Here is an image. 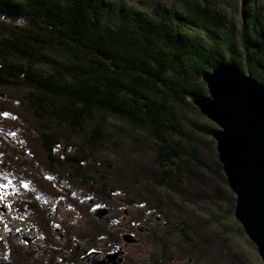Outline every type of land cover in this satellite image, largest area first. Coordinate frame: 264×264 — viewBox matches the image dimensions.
<instances>
[{
  "label": "trees",
  "instance_id": "trees-1",
  "mask_svg": "<svg viewBox=\"0 0 264 264\" xmlns=\"http://www.w3.org/2000/svg\"><path fill=\"white\" fill-rule=\"evenodd\" d=\"M257 1L244 0V23L234 33L211 0H0V186L31 185V194L15 208L34 216L43 242L33 251L20 233H11L0 264L81 263L85 251L121 245V232L107 224L97 228L94 216L90 224L97 229L77 234L71 220L51 219L38 201L59 208L63 200L83 213L87 198L94 199L92 211L115 210L116 220L124 217L122 211L126 216L134 211L128 223L134 231L149 228L151 235L142 241L156 246L157 264L210 259L205 251L214 230L209 233L199 219L193 222L191 210L176 215L167 191L172 197L170 191L187 188L196 197L186 203H205L208 212L214 206L202 199L207 197L200 188L208 191L205 179L212 173L234 195L218 156L214 152L211 168L186 126L191 120L179 108L195 106L189 93H207L202 75L219 63L234 64L264 85V0L263 5ZM30 115L41 123L63 124L35 126ZM2 134L16 137L18 146ZM136 134L147 143V157L139 161L133 152ZM35 135L37 147H30ZM116 145L125 155L117 153L111 164L91 155ZM222 192L216 189L215 198ZM54 224L65 230L64 242Z\"/></svg>",
  "mask_w": 264,
  "mask_h": 264
},
{
  "label": "rangeland",
  "instance_id": "rangeland-1",
  "mask_svg": "<svg viewBox=\"0 0 264 264\" xmlns=\"http://www.w3.org/2000/svg\"><path fill=\"white\" fill-rule=\"evenodd\" d=\"M213 3H215L216 9H218L221 13H224L226 17L228 18L229 27L231 28V31H234L236 33V28H240L241 25L244 23L245 15H244V0H211ZM218 1V2H217ZM258 5H263V0L257 1ZM221 13V14H222ZM232 33V34H234ZM225 36V32L222 34ZM203 80V79H202ZM204 81V80H203ZM206 84V82H205ZM17 91L14 90L13 93H16ZM208 94V90L207 93ZM195 105V104H193ZM182 116L185 114L191 120L190 122H186V126L192 128L193 136L192 138L195 140L192 141L194 144H196V148L201 151L203 155H205L206 158H209L213 167V161H214V152L217 157V151H216V141L214 137L212 136V133H206L203 131L204 126H209L211 128H215L214 130H217L219 126L214 123L212 120H210L208 117L203 115L198 107L195 105L192 107L191 105L183 106L182 108ZM201 113V114H200ZM204 117V118H203ZM203 118V119H202ZM113 120L116 123H120L118 119L111 118V122ZM28 122L30 124L38 123L39 121L37 119H33V117L28 118ZM199 122V123H198ZM42 126H49V125H61L63 123H59L58 121L55 122H49V121H42L39 122ZM35 125V124H34ZM36 126V125H35ZM32 126V130H33ZM195 128L196 130H193ZM63 130L65 131V126H63ZM134 135V134H133ZM8 134H2V137L9 142L13 146H18L19 140L16 137L11 136L14 141H10L8 138ZM137 136V134L135 135ZM139 140H134L136 142V149H134V154H136V161H139V159L147 157L145 154V146L147 143L143 138H139ZM35 136H30V147L32 145L37 147V144L34 139ZM135 138V137H134ZM133 138V139H134ZM124 142V138L122 137ZM79 140V139H78ZM80 141V140H79ZM129 141V140H127ZM17 142V143H16ZM192 142V143H193ZM122 144V140H121ZM126 144V143H125ZM106 146V144H105ZM104 146V147H105ZM131 146L129 142L125 145V147ZM40 147V145H39ZM113 150H110L112 149ZM112 148H106L103 150L101 148V152L98 154H91V151L89 150L87 153L91 154L92 156H95L94 158L102 157L101 159H105L110 164L112 162H115V158L117 157V153L120 152L121 156H123V151L120 150L119 145L113 146ZM79 149V148H78ZM61 152H64V146H61L59 154ZM73 152V151H71ZM131 151H128V154ZM148 153V152H146ZM125 155V154H124ZM129 156V155H128ZM92 158V157H91ZM120 158V157H119ZM121 159V158H120ZM134 162L137 163V162ZM91 162L94 165V160ZM41 164H45L44 157L41 158ZM132 165V164H130ZM48 167V166H46ZM59 171V173L62 174V170L56 169ZM106 171L105 170H102ZM101 172V173H102ZM64 174H68L64 172ZM93 176L96 178L99 177V174H93ZM114 177V176H113ZM110 181V177H108ZM48 180V179H47ZM51 180V181H50ZM116 180V178H115ZM207 182V189L203 190V188H200L201 192L205 191V195L207 198L203 197L202 199H206L209 201L214 207L210 209L208 212H212L213 214H207L208 206L205 203H202L199 201V203L195 205L199 208V210L195 209V205L192 207L186 203L187 198L196 197V194H192L189 192V190L185 187H179V191L175 193L174 191H170L171 196H169V191H167V196L174 200L175 203L171 206L173 207L174 211L176 210L177 213H180L179 215L183 217V212H187L188 210H191L192 212V219H194L193 222H196V219H199L200 223H203L206 225L207 229L209 230V233H211L212 229L214 230L211 234L210 242H209V251H205L206 255H211L209 257L210 259H207L203 255L202 260L199 264H264L262 258L260 257L256 245L250 240V238L247 236L245 231L243 230V227L238 219H236L234 215V207H235V200H236V194L232 191L234 198L232 199L231 195H228V192L225 189L223 181L218 178L216 175H211L206 177ZM50 183H52L57 189H59L61 192H65V187H59L58 184L54 182V179H49ZM79 184H83L82 180L77 181ZM40 184V183H39ZM1 185V183H0ZM229 187V186H228ZM223 190L222 194L223 196L220 197V195L216 194L218 196V199L215 198L214 191ZM31 185L26 182L22 183L21 185H6V186H0V259H5L9 250V235L20 233L21 237H23L22 242L29 245L27 247H30L31 250L35 249L36 245H42L41 237L36 233L34 229V216L29 213L24 212H18L15 208L16 204L19 203L18 201L20 199H25L29 194L32 192ZM200 192V193H201ZM198 193V195L200 194ZM195 195V196H191ZM203 195V194H202ZM41 205L43 206V209H48L49 217L53 220L57 221H64L63 219H69L71 220V225L73 226L71 228L72 232H75L77 234H83L85 236H88L91 232V229H97L99 227H102V225L107 224L108 227L113 231L121 232L123 243L121 245H118L116 247L111 248L109 251H104L101 249L91 250L89 252L85 251L84 253H81L82 256L80 258L81 263L75 262L74 264H90L88 260L90 258H95L98 261L102 260H109L106 256L109 253L114 252L116 249L121 250V252L113 259L110 260V262H104L102 264H157V262H154L156 260L153 257V251L156 249V246L154 244H147L145 245L143 243V236L151 235V233L146 234V232L149 231V228H145L144 226H139L138 229L134 231L131 228V225H129L128 220L129 216L133 215L134 211L130 209L129 211L125 212L122 211V214L124 217L119 218V220H116L115 214L116 211L112 209H105V211L102 210H91L90 204L94 203V199L87 198V205L83 206V213L82 212H75L74 208L69 207L65 201H61L59 203V208L53 207L52 205L43 203L42 201L38 200ZM81 204L84 203L80 202ZM177 206H179L177 208ZM67 208L69 210H65L64 208ZM80 209L81 206H78ZM103 209V208H102ZM131 212V213H130ZM204 213V214H203ZM92 214L91 217L87 218L85 215ZM94 216L96 219H98L100 225L97 228H93L90 224V221L93 220ZM128 217V218H127ZM152 217V216H151ZM114 218V219H113ZM153 221L156 222V218L152 217ZM159 220L157 222L163 223V218L158 217ZM213 222V225L211 224V220ZM34 222V223H33ZM56 225V224H54ZM96 227V226H95ZM160 227H164V224H161ZM139 229H142L141 231ZM96 232V231H95ZM93 233L92 236H95L96 233ZM55 233L57 236L61 239V242H64L67 239V236H65V230H62L59 228L58 225H56V231ZM40 240H39V238ZM170 240H175V238H172L171 235L169 236ZM102 244V243H101ZM102 246L98 245V248H101ZM33 250V251H34ZM151 259V260H149ZM213 259V260H212ZM13 260H16L15 256ZM115 261V263H113ZM74 262V261H73ZM167 264H188L186 261H175V262H168ZM193 264V263H192Z\"/></svg>",
  "mask_w": 264,
  "mask_h": 264
},
{
  "label": "water",
  "instance_id": "water-1",
  "mask_svg": "<svg viewBox=\"0 0 264 264\" xmlns=\"http://www.w3.org/2000/svg\"><path fill=\"white\" fill-rule=\"evenodd\" d=\"M202 79L208 94L188 95L219 126L212 136L228 186L236 194L234 215L264 263V85L231 63L217 64ZM120 252L107 254L109 260L88 262H110Z\"/></svg>",
  "mask_w": 264,
  "mask_h": 264
},
{
  "label": "bare ground",
  "instance_id": "bare-ground-1",
  "mask_svg": "<svg viewBox=\"0 0 264 264\" xmlns=\"http://www.w3.org/2000/svg\"><path fill=\"white\" fill-rule=\"evenodd\" d=\"M207 126V125H206Z\"/></svg>",
  "mask_w": 264,
  "mask_h": 264
}]
</instances>
